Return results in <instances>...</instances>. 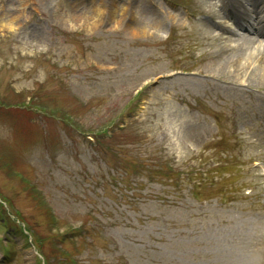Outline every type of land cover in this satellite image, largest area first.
<instances>
[{
  "label": "rangeland",
  "instance_id": "obj_1",
  "mask_svg": "<svg viewBox=\"0 0 264 264\" xmlns=\"http://www.w3.org/2000/svg\"><path fill=\"white\" fill-rule=\"evenodd\" d=\"M254 1L0 0V264H264Z\"/></svg>",
  "mask_w": 264,
  "mask_h": 264
},
{
  "label": "bare ground",
  "instance_id": "obj_2",
  "mask_svg": "<svg viewBox=\"0 0 264 264\" xmlns=\"http://www.w3.org/2000/svg\"><path fill=\"white\" fill-rule=\"evenodd\" d=\"M222 2V6L224 5L223 2H226L227 0H219ZM259 0L254 1L252 4L253 7V12L255 10L257 11V7L259 9V6L257 3ZM212 6H209V11L211 10ZM237 11V9H235ZM211 13V12H210ZM212 14L215 16V13L212 9ZM238 16H234L233 19V24L234 26L239 29V30H249L247 29L246 26H243L240 22V19L238 18L241 16V13L237 11ZM218 28L222 27L220 24H216ZM253 26V25H252ZM225 32H233L230 29L223 28ZM252 31L255 34H263L264 33V26L263 29H255L252 28ZM227 40V38H225ZM225 51L220 50V57L222 58L219 65L220 67H235V74H238L240 76V71L244 69L245 72H248L247 78L252 77V80L254 81H259L261 85H264V42H257L254 40L252 37H246L245 39H242L240 44H238L236 47H230L227 49L229 46H224ZM253 67V70L251 71ZM255 67V68H254ZM262 69V72L258 76H252L255 70L257 69ZM244 72V74H245Z\"/></svg>",
  "mask_w": 264,
  "mask_h": 264
},
{
  "label": "trees",
  "instance_id": "obj_3",
  "mask_svg": "<svg viewBox=\"0 0 264 264\" xmlns=\"http://www.w3.org/2000/svg\"><path fill=\"white\" fill-rule=\"evenodd\" d=\"M2 206H0V208H1ZM3 214H4V212H3ZM1 219L4 221V223H5V225H9L10 227H12V228H14L15 226H11V222H9V220H8V217L7 216H5V215H2L1 214ZM45 262H46V260H45ZM47 263V262H46Z\"/></svg>",
  "mask_w": 264,
  "mask_h": 264
}]
</instances>
